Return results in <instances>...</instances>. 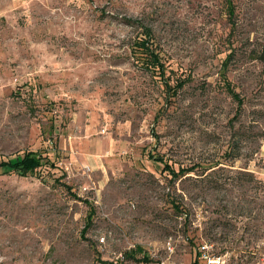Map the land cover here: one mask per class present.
Masks as SVG:
<instances>
[{"label":"rangeland","instance_id":"obj_1","mask_svg":"<svg viewBox=\"0 0 264 264\" xmlns=\"http://www.w3.org/2000/svg\"><path fill=\"white\" fill-rule=\"evenodd\" d=\"M233 2L0 0V160L53 164L0 168V264H264V0Z\"/></svg>","mask_w":264,"mask_h":264},{"label":"trees","instance_id":"obj_2","mask_svg":"<svg viewBox=\"0 0 264 264\" xmlns=\"http://www.w3.org/2000/svg\"><path fill=\"white\" fill-rule=\"evenodd\" d=\"M225 4H227L228 6V20L227 23L229 24L230 28V32L231 29L233 28V20L231 18L232 15H234V2L233 0H224ZM142 35H139L137 37V42H136V50L139 52V57L141 58V63L145 65V67L150 70V72H152L154 75L160 77L162 80V85H164V87L166 89H168V91L171 90V92L178 90L180 88H182V86L184 85V80H177L174 78L171 79V74L170 71H173V68H168L167 65L165 64V59H163V56L161 55V53L158 50V46H156V44L149 38L150 34H148L147 32L145 33H141ZM230 57H232V54H228L225 59L222 61V66H224L223 68V72H222V76H221V81H222V86L224 88V90L226 91V93L236 102L237 104V110H236V115L235 118H237V116L239 115V110L241 105L243 104V98L240 96L239 92L236 91L234 89V87L232 86L231 82L228 80L227 76H226V66L228 65V59H230ZM256 59H258L259 61L264 62V44L259 52V54H256L255 56ZM228 69V68H227ZM171 81V82H170ZM172 83V84H170ZM229 153H231L232 148H230V150H227ZM238 150H235V153L233 155V158H236L238 156V154L236 153ZM155 160L160 161V159L156 158ZM52 166L53 164L50 162L49 158H46L44 156H42L41 154H39L36 151H24L18 155H14L13 157H8L6 159H2L0 160V168L2 167L3 169H5V171L8 172H15L18 175L21 176H26L29 173H33L34 171H36L37 169H39V167L43 164V163H48ZM188 170H193V168H190ZM173 171V170H172ZM181 173L184 172V170H180ZM215 169L210 170V172H208L206 175H210L212 173H214ZM245 175L247 176H252L250 172L248 171H244L243 172ZM65 185V188L67 190L70 191V186L67 184H63ZM71 192V191H70ZM74 196V194H72ZM76 197V196H74ZM89 205V207H91L90 203H87ZM175 208H177V206H175ZM93 213L89 212L87 215V222L86 225L84 226V230L87 229V227H89V224L91 222V215ZM135 250H131L128 252H125V256L126 257H135ZM196 256L197 259L194 258L193 263L192 264H199V252L197 250L196 252Z\"/></svg>","mask_w":264,"mask_h":264},{"label":"built area","instance_id":"obj_3","mask_svg":"<svg viewBox=\"0 0 264 264\" xmlns=\"http://www.w3.org/2000/svg\"><path fill=\"white\" fill-rule=\"evenodd\" d=\"M209 246L202 244L198 247L199 256L198 259L203 261V264H224V259L222 256L213 255L209 252ZM159 264H165L163 260Z\"/></svg>","mask_w":264,"mask_h":264}]
</instances>
